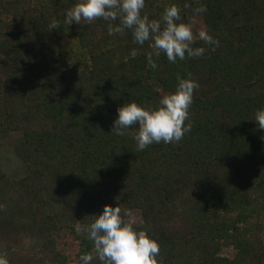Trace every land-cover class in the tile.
Returning a JSON list of instances; mask_svg holds the SVG:
<instances>
[{"label":"trees","instance_id":"1","mask_svg":"<svg viewBox=\"0 0 264 264\" xmlns=\"http://www.w3.org/2000/svg\"><path fill=\"white\" fill-rule=\"evenodd\" d=\"M75 2L0 0L3 126L22 133L27 169L15 179L0 172V254L9 264H80L93 248L85 229L111 205L141 211L133 226L159 242L158 264H264V129L252 120L264 108V0H145L149 19L172 4L185 23L206 9L218 46L196 39L204 55L176 63L134 43L131 30L109 36L102 19L65 24ZM189 74L200 87L179 142L138 151V126L111 132L118 107H156ZM46 180L60 190L51 213L42 211ZM228 245L234 258L220 255Z\"/></svg>","mask_w":264,"mask_h":264},{"label":"clouds","instance_id":"2","mask_svg":"<svg viewBox=\"0 0 264 264\" xmlns=\"http://www.w3.org/2000/svg\"><path fill=\"white\" fill-rule=\"evenodd\" d=\"M184 7H189V4L186 3ZM144 8L145 0H76L66 10L64 23L90 24L102 19L107 23L109 36L131 30L134 43L143 45L149 42L155 56L159 57L163 53L170 63L186 57H202L205 48L192 47L196 39L213 46V50L219 44L204 29L194 33L195 15L190 22H181V9L176 4L166 6L159 19L142 15ZM204 11L206 9L203 6L193 9L194 14ZM60 25V21L53 20L50 27L55 29ZM132 55H136L135 50H132ZM146 58L153 67L156 66L153 53H149ZM199 87L198 81L192 79L190 74L188 78L177 75L175 90L162 95L158 106L150 107L132 101L118 107L111 132L123 136L132 126H138L132 135L138 151H143L153 143L179 142L191 130V123L186 121L194 91ZM252 120L257 122L260 129H264V108L257 109ZM76 231H81L79 225ZM85 231L93 248L79 256L80 264H93L96 260L100 264H158L159 242L146 230H137L131 221L125 220L117 206L105 205L102 213L95 215L94 221ZM0 264H9L5 254H0Z\"/></svg>","mask_w":264,"mask_h":264},{"label":"rangeland","instance_id":"3","mask_svg":"<svg viewBox=\"0 0 264 264\" xmlns=\"http://www.w3.org/2000/svg\"><path fill=\"white\" fill-rule=\"evenodd\" d=\"M195 15V25L193 28L194 33L199 29H204L209 33L208 26L206 24L204 16L200 14H190V21ZM210 34V33H209ZM60 62V60H58ZM57 61V63H58ZM75 61V60H73ZM74 63V62H73ZM46 84V83H45ZM2 103L0 104V172L6 173L9 178L15 179L19 177H23L27 175V169L22 161L21 155L18 150L22 143V133L13 132V131H5L3 126V109ZM42 185L45 188L43 192V196L45 198L44 206L42 207V211L46 213H51L60 208V190L52 181H44ZM121 213H130L128 216L130 221L133 224H139L142 222V215L140 210L129 209L126 206L121 208ZM259 220L262 223V227L257 228V233L264 239V216H260ZM257 220H254L252 224H254ZM65 243H68L67 251L68 253L74 255L77 252V245L73 242L71 237L64 238ZM64 242V241H63ZM62 242V243H63ZM63 246V245H61ZM66 246V245H65ZM237 251L232 245L224 246L221 248L220 255L223 257L234 258ZM248 264H262L258 261H250Z\"/></svg>","mask_w":264,"mask_h":264}]
</instances>
